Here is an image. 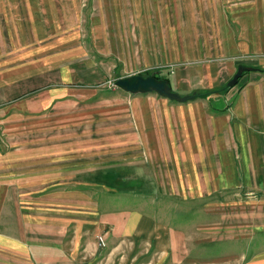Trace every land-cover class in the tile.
Listing matches in <instances>:
<instances>
[{"label":"crops","instance_id":"obj_1","mask_svg":"<svg viewBox=\"0 0 264 264\" xmlns=\"http://www.w3.org/2000/svg\"><path fill=\"white\" fill-rule=\"evenodd\" d=\"M81 2L0 0V51L6 52L0 56V252L32 264H241L236 254L206 259L192 253L188 226L183 231L154 217L161 211L155 208L157 186L154 176L145 177L144 161L148 153L153 171L168 168L156 180L174 183L173 196L187 197L189 190L201 199L264 196V0H136L139 30L146 2L163 6L164 27L155 36L168 37L169 48L150 53L162 52L168 64L194 61L185 67L186 78L179 68L178 83L195 94L177 101L119 87L133 111L121 126L129 134L127 144L121 142L123 160L97 162L90 144L84 161L66 164L60 108L89 100L94 92L83 90L97 89L108 74L104 60L116 52L83 44ZM177 36L183 38L179 47L184 43L178 54ZM134 50L138 55V48H122ZM111 61L108 71L116 72ZM240 65L256 69L229 86ZM56 119V126L50 124ZM22 126L34 139L22 135ZM128 143L134 145L125 148ZM128 148L142 151L123 155ZM134 156L140 176L118 169ZM127 242L136 244L129 254ZM142 243L147 246L137 255ZM155 252L160 256L142 262ZM244 261L264 264V256Z\"/></svg>","mask_w":264,"mask_h":264},{"label":"rangeland","instance_id":"obj_2","mask_svg":"<svg viewBox=\"0 0 264 264\" xmlns=\"http://www.w3.org/2000/svg\"><path fill=\"white\" fill-rule=\"evenodd\" d=\"M154 7L156 10H154ZM166 15L163 12L162 5L154 6L146 2L144 6L145 28L143 27L145 30L140 27V31L138 28V17L142 19V16L137 11L136 0H82L80 23L83 44L88 48H114L116 52L110 56L113 59L109 61L103 59L106 62L105 66L107 68L104 67L102 71L106 70L108 74L106 77L103 76L100 78L104 80L97 86V89H94L95 91L83 90V92L88 93L94 92L93 95L90 94L87 96L90 99L83 101V103L81 102L82 104L79 105H73L70 101L60 108V113L64 114V153L66 164L84 161L85 156L83 155L88 151L87 147L90 144L96 145L93 150H96L97 162L100 159H104L103 162L105 161L106 163H110V160L112 162H120L123 160L120 153L121 142L128 141L129 134L128 132L123 133L121 126L127 124L129 119H133L131 117L133 111L130 103H127L124 100L126 98L122 96V94H125L124 91L116 85V80L119 77L135 73L153 76L158 75L161 79H167L166 77H168L169 79L167 80H169L173 91L178 92V89H180L183 92H178L179 94L182 96L189 95L191 97V93L195 90H189L187 92L185 85L178 83V70L181 67V71L184 73L185 67L193 66L195 62L176 61L168 64L161 60L164 55L162 52H159V54L150 53V48H169L166 43L168 37L155 36V34H159L162 31L161 28L164 27L162 24L163 20L166 19ZM146 33L149 35H146ZM175 39L178 42V54L179 49L184 47V43L179 47L183 38L177 36ZM122 48H126V50L138 48V55H136L135 50L134 52L123 53ZM1 50L0 56H6L3 48ZM45 53H47V50ZM158 56L160 57V61L157 63L156 58ZM3 59L0 57V64H2ZM110 61L114 65L112 68L115 67L116 72H113V69L108 71ZM1 71L4 70L1 69ZM187 74H182V78H186ZM192 94H195V92ZM126 104L129 106H125ZM56 122L57 119L54 122H50V124L56 126ZM27 131H29L28 136L26 135L28 134ZM20 132L27 139L31 140L35 137L34 132H30V128L28 129L22 126ZM125 143L127 144V142ZM128 144L125 145V148L134 145ZM110 150H113L116 155L111 157ZM105 151H107V154H105ZM140 151L142 150L128 148L123 150V155L127 156L129 154L136 156ZM145 151L147 152V150ZM145 158V167L148 168L150 174L147 175L143 171L141 173H144L145 177L151 180L154 179L153 176L155 177L154 184L157 186L156 194H158L155 196V200L158 202L155 208L161 210L153 215L156 219L172 223L176 228L181 227L183 231L185 230L184 226H188L189 232L192 233L194 240V245H190L192 253L195 254L200 251L199 253L206 259L227 257L236 254L240 255L239 262L241 264L246 263L244 259H249L256 254L264 256V196H249L241 192L240 195L236 196H210L201 199V197H192L190 190L187 191V197L173 196L172 192L177 191V186L174 183L170 184V180H156L158 177H165V172H168V168L165 169V166L161 165L156 166V169L158 171L165 170V172L153 171V167L149 165L147 160L148 153L145 154ZM136 160L135 157V160L131 164L118 166V169H123L124 172L129 171L133 176L138 175L139 173L137 171L139 166H137ZM154 172L155 174H153ZM72 173L74 172H66V174ZM117 176L120 177L119 174ZM137 181L130 180L129 183L136 185ZM146 188L147 191H152V189H149L150 186H146ZM154 189L153 187V192ZM233 201H237L239 205L232 204ZM221 202H224L225 205L232 206L217 207L213 204ZM150 208L155 210L154 207H147L146 209ZM97 238L100 246L106 247L107 242L105 236L99 234ZM102 238L105 244H102ZM198 239L202 242L200 243ZM197 243H199L198 246H196ZM146 246L147 244L142 243L138 247L136 254L141 255ZM135 247L136 244L132 245L130 242H127L125 245L127 254L132 249L134 250ZM184 249L185 247L182 246V251ZM158 256L160 254L156 252L144 255L142 256V262L149 261V257ZM168 263V261H165L162 264ZM229 263L232 262L225 260L220 264ZM0 264H32V262L20 259L15 260L7 252L2 251L0 252Z\"/></svg>","mask_w":264,"mask_h":264},{"label":"water","instance_id":"obj_3","mask_svg":"<svg viewBox=\"0 0 264 264\" xmlns=\"http://www.w3.org/2000/svg\"><path fill=\"white\" fill-rule=\"evenodd\" d=\"M256 68L240 65L237 73L229 81L228 85L232 86L237 84L239 78L242 76L243 72L255 70ZM116 85L123 90L131 93H146V92H156L164 97H169V99L177 101H187L189 95L182 96L178 92L172 90L169 80L159 79L153 75H142L139 73L119 77L116 80Z\"/></svg>","mask_w":264,"mask_h":264},{"label":"trees","instance_id":"obj_4","mask_svg":"<svg viewBox=\"0 0 264 264\" xmlns=\"http://www.w3.org/2000/svg\"><path fill=\"white\" fill-rule=\"evenodd\" d=\"M143 75H144V74H143ZM148 75H149V74H147V75H145V76H148ZM154 76L157 77V78H159V79L161 78V77H159V76H157V75H154Z\"/></svg>","mask_w":264,"mask_h":264},{"label":"built area","instance_id":"obj_5","mask_svg":"<svg viewBox=\"0 0 264 264\" xmlns=\"http://www.w3.org/2000/svg\"><path fill=\"white\" fill-rule=\"evenodd\" d=\"M101 241H102V244H105V241L103 240V238L101 239Z\"/></svg>","mask_w":264,"mask_h":264}]
</instances>
